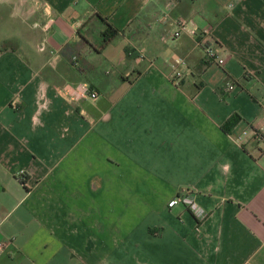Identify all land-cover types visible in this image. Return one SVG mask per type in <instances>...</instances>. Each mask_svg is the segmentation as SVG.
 <instances>
[{
	"label": "crops",
	"instance_id": "1",
	"mask_svg": "<svg viewBox=\"0 0 264 264\" xmlns=\"http://www.w3.org/2000/svg\"><path fill=\"white\" fill-rule=\"evenodd\" d=\"M254 132L264 0H0V264H264Z\"/></svg>",
	"mask_w": 264,
	"mask_h": 264
},
{
	"label": "built area",
	"instance_id": "2",
	"mask_svg": "<svg viewBox=\"0 0 264 264\" xmlns=\"http://www.w3.org/2000/svg\"><path fill=\"white\" fill-rule=\"evenodd\" d=\"M187 29V24L184 21H179L178 29L169 33V40L178 39L182 33ZM189 33L193 37L198 38V44L204 51L205 59L217 66H221L224 63L222 56L220 55V51L215 42L211 40V31L210 28H202L198 29L196 27L191 28ZM173 72L170 76V79L174 85H179L180 81L183 78V70L186 69V63L182 59H177L172 65ZM236 88L235 84H230L226 86V92L230 93L234 91ZM62 93L70 100H78V99H90L95 100L97 98V93L92 92L88 85L86 84H78V85H70L61 89ZM255 138L259 140H264V136L260 133L254 132ZM263 169H264V160H263ZM177 204H182L193 213V215L198 219L202 220L205 217V214L202 210H200L197 205L187 196L178 197L177 199H173L168 203V207L171 208Z\"/></svg>",
	"mask_w": 264,
	"mask_h": 264
},
{
	"label": "trees",
	"instance_id": "3",
	"mask_svg": "<svg viewBox=\"0 0 264 264\" xmlns=\"http://www.w3.org/2000/svg\"><path fill=\"white\" fill-rule=\"evenodd\" d=\"M105 31L102 32V44H107L109 42H111L115 36L117 35V32L112 29L109 25L105 24ZM237 117H232L230 120H228L223 126L222 128L224 130H227L230 126H233L237 123Z\"/></svg>",
	"mask_w": 264,
	"mask_h": 264
}]
</instances>
